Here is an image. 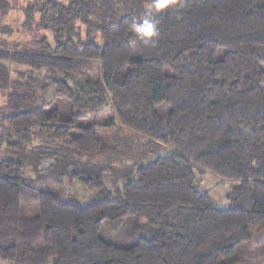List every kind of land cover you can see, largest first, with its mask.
<instances>
[{"label": "trees", "instance_id": "1", "mask_svg": "<svg viewBox=\"0 0 264 264\" xmlns=\"http://www.w3.org/2000/svg\"><path fill=\"white\" fill-rule=\"evenodd\" d=\"M12 1L0 0V26ZM37 14L54 44L0 45V148L15 155L0 161V259L227 264L264 229V0H179L151 13L160 36L147 46L128 31L149 15L145 0H36L25 15ZM133 135L145 141L135 159ZM127 160L140 163L126 174L137 183L109 190ZM194 166L241 181L229 208L196 189ZM28 172L96 194L63 199ZM25 204L39 213L23 216ZM105 222L125 239H104Z\"/></svg>", "mask_w": 264, "mask_h": 264}, {"label": "rangeland", "instance_id": "2", "mask_svg": "<svg viewBox=\"0 0 264 264\" xmlns=\"http://www.w3.org/2000/svg\"><path fill=\"white\" fill-rule=\"evenodd\" d=\"M63 2L65 0H56ZM36 0H13L12 1V10L10 13L2 20L0 26V45L7 47L8 49H22L23 47L32 46L34 41L41 39L42 36L48 38L51 44H54L53 37L51 33L41 31L38 28L39 24V15H35L33 17V22H29L25 15V9L28 8L30 5H34ZM6 27L7 32L2 33V28ZM84 35V33H83ZM12 70H19L20 72L26 71L25 68H20L16 66L11 67ZM39 75V74H36ZM46 73L43 72L40 76H45ZM63 77V76H59ZM70 84H74V82L67 80ZM53 94L50 93L49 97H47V102H50L52 99ZM1 134V128H0ZM121 139H129L130 136L127 134L122 133L120 134ZM133 139V146H131V155L132 159H135L137 154L142 153V149L145 146V141L140 138L136 137L135 135L132 136ZM130 140V139H129ZM42 140H35L34 146H42ZM135 145V146H134ZM176 149L173 146L170 147H160L154 154H149L146 159H144L145 163L153 161L158 156H166L173 152ZM15 155L7 152L3 147L0 148V161L3 160H11L14 159ZM52 161H48L45 163L44 167H48ZM128 166L132 165L131 168L122 169L114 174L113 178L109 179L110 182H107L106 185L108 189L113 191L116 187H120L123 183L120 180L118 183L112 182L117 181L118 179L125 178L129 182L137 183V176L131 175L126 176L127 171L133 172L136 167L139 166L140 163L135 162L133 160H127ZM143 162V163H144ZM119 162H115L114 164L117 165ZM43 167V168H44ZM193 170L196 175V189L202 193L207 194L212 204L219 208V209H227L230 206V202L228 197L232 194L233 189L240 185V180H227L222 179L201 167L194 166ZM27 177L29 182L36 186L38 189L42 191L53 192L61 196L63 199H75L81 202L82 204H87L89 200L96 194V190H91L86 188L85 186L79 183H72L68 179L63 180L62 184H58L55 182L54 178L52 177H44L40 176L39 174H34L32 172H28ZM39 213V208L37 205H27L23 206V216L25 217H34ZM145 219H141L142 222ZM146 221V220H145ZM101 234L104 239L110 242H117L118 240L123 241L125 238L124 236L119 238V233L115 231V229L109 225V223L105 222L101 228ZM119 242V241H118ZM227 264H264V229H259L253 233L252 239L237 249V253L230 259H228ZM9 264V263H7Z\"/></svg>", "mask_w": 264, "mask_h": 264}, {"label": "clouds", "instance_id": "3", "mask_svg": "<svg viewBox=\"0 0 264 264\" xmlns=\"http://www.w3.org/2000/svg\"><path fill=\"white\" fill-rule=\"evenodd\" d=\"M178 3L179 0H145V7L149 10V15L140 20H132L128 24V31L133 33L142 44L154 45L159 39L160 31L158 21L151 13L165 12ZM0 264H7V262L0 259Z\"/></svg>", "mask_w": 264, "mask_h": 264}]
</instances>
